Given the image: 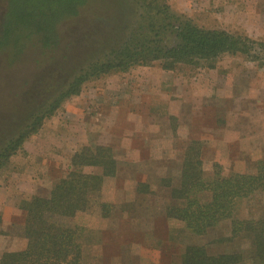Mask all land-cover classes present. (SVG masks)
Returning a JSON list of instances; mask_svg holds the SVG:
<instances>
[{
    "label": "rangeland",
    "instance_id": "1",
    "mask_svg": "<svg viewBox=\"0 0 264 264\" xmlns=\"http://www.w3.org/2000/svg\"><path fill=\"white\" fill-rule=\"evenodd\" d=\"M159 3L204 29L264 42V0ZM7 4L0 0V31ZM136 6L137 0H89L78 18L61 26L64 46L58 53L34 40L15 59L0 50V142L35 116L44 118L0 169V259L27 247L22 202L48 198L57 183L80 171L101 175L92 205L62 220L78 228L85 264H181L188 245L214 254L240 252L238 264H256L248 238L222 241L229 220L199 236L169 216L168 208L185 204L172 196L181 188L185 161L200 159V180L207 183L219 167L221 176L250 174L264 160V61L237 53L172 70L160 62L135 65L90 78L80 94L49 113L58 86L84 62L87 48L102 36H116ZM60 53L70 55L63 64ZM193 146L195 153L187 155ZM98 147L110 149L113 174H104L101 156L88 158L91 164L78 160ZM195 196L206 203L212 193ZM233 213L237 219H264V188L236 200Z\"/></svg>",
    "mask_w": 264,
    "mask_h": 264
},
{
    "label": "trees",
    "instance_id": "2",
    "mask_svg": "<svg viewBox=\"0 0 264 264\" xmlns=\"http://www.w3.org/2000/svg\"><path fill=\"white\" fill-rule=\"evenodd\" d=\"M88 2L8 0L1 24L0 50L6 48L10 57L15 59L30 40L43 49H59L64 46L60 38L61 26L78 18ZM125 18L116 36H102L99 41L94 40V45L99 44L97 50L93 48L94 45L87 48L89 54L84 62L70 72L54 93L50 114L63 99L80 94L83 84L90 78L115 70L127 71L135 65L151 66L160 62L163 69L172 70L179 64L215 62L223 54L237 53L245 54L252 60L264 61V42L243 34L204 29L190 19L175 14L159 0H137L136 9ZM71 43L68 41L69 45ZM69 56L60 53L59 62L65 63ZM43 120V117L35 116L18 133L8 135L10 137L0 142V169L25 139L37 132ZM193 145L198 146L199 143ZM194 149L193 146L187 150V155L194 154ZM107 155L111 156L109 148L98 147L90 157L85 152L77 155V158L82 164H91L88 158L101 156L104 174L109 175L114 173L115 165ZM201 168L200 159L194 163L190 159L184 162L181 188L174 189L172 196L185 199V204L181 208H168V215L184 221L186 227L199 236L217 228L222 221L229 220V233L224 235L222 241H233L240 236L248 238L252 246V260L256 264H264V219H237L233 213L236 200L250 197L264 188V160L259 161L256 172L250 174L221 176L219 167V170H215L214 178L207 183L200 180ZM100 184L101 175L74 171L55 185L48 198L33 196L23 201L21 205L26 212L23 235L28 239L27 247L5 252L0 264H85L78 228L62 220L87 210ZM207 190L212 193L211 199L202 203L195 193ZM1 224L0 215V227ZM242 259L243 253L240 252L214 254L205 246L188 245L181 264H238Z\"/></svg>",
    "mask_w": 264,
    "mask_h": 264
}]
</instances>
